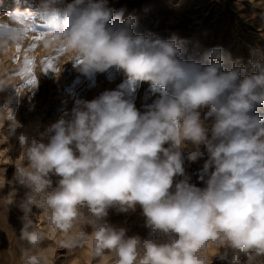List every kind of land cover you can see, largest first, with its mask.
Instances as JSON below:
<instances>
[{
	"label": "clouds",
	"instance_id": "9594fccd",
	"mask_svg": "<svg viewBox=\"0 0 264 264\" xmlns=\"http://www.w3.org/2000/svg\"><path fill=\"white\" fill-rule=\"evenodd\" d=\"M113 11L108 0H38L29 11L48 25L45 46L65 48L83 75L114 68L126 82L77 101L47 129L46 143L33 131L17 136L24 160L11 182L24 189L23 264H48L37 251L48 235L33 226L34 207L64 234L61 247L88 245L112 264H212L211 248L225 250L220 261L231 253V264L241 256L243 264H264V117L253 114L264 105V50L251 49L250 74L236 62L224 68L220 47L207 62L185 60L175 37L137 34L134 17L110 24ZM26 36L25 28L0 35V52ZM142 83L159 92L143 113L127 98ZM189 144V161L207 155L204 187L186 176ZM138 206L144 238L108 221L110 209ZM84 225L91 232L71 235Z\"/></svg>",
	"mask_w": 264,
	"mask_h": 264
},
{
	"label": "rangeland",
	"instance_id": "374dc122",
	"mask_svg": "<svg viewBox=\"0 0 264 264\" xmlns=\"http://www.w3.org/2000/svg\"><path fill=\"white\" fill-rule=\"evenodd\" d=\"M70 2V0H66ZM38 0H0V35L18 28H25L27 36L23 41L10 44L6 52H0V82L8 86L0 91V264H23L22 249L29 246L19 238L24 212L20 201L24 189L14 185V165L24 160L17 136L21 131L32 132L40 142H47V129L61 116L70 114L79 100H91L106 90H116L126 77L116 69L93 76H85L74 67L73 55L60 46H45L48 25L35 11ZM113 9L110 24H120L129 17L136 23L133 31L137 34H155L162 39H177L181 49L180 58L203 61L207 53L215 47L224 51V68L233 62L243 64L245 72L255 69L248 63L250 51L264 50V0H108ZM43 34L39 41L34 36ZM36 44L35 49L32 45ZM19 46V49H18ZM63 48L64 51H60ZM33 60L32 75L36 85H27L31 77L25 73V57ZM51 60L58 71L44 72L43 68ZM129 97L140 112H146L159 97V92L148 83L132 85ZM207 112V109L202 111ZM264 117V105H257L254 113ZM17 122L24 126H17ZM13 128L16 135H13ZM191 144L183 150L184 167L189 181L204 187L202 176L205 154L195 162L187 159ZM203 152V146H201ZM182 177H177V180ZM33 226L46 233L38 254L44 256L48 264H112L111 257H94L88 245L73 248L61 247L66 239L63 233L51 230L43 210L34 207L30 214ZM108 221L128 229V235L147 234L145 220L139 206L135 211L117 214L109 210ZM91 232L87 225L72 232ZM224 249L211 248L208 255L212 264H231L218 257ZM245 257L241 256L243 264Z\"/></svg>",
	"mask_w": 264,
	"mask_h": 264
},
{
	"label": "snow or ice",
	"instance_id": "6c2138e0",
	"mask_svg": "<svg viewBox=\"0 0 264 264\" xmlns=\"http://www.w3.org/2000/svg\"><path fill=\"white\" fill-rule=\"evenodd\" d=\"M27 18L28 19H32L33 18L32 13H29ZM42 38H43V34L34 36V40H36V41H39ZM35 47H36V44H33L32 48L35 49ZM18 49H19V46H18ZM60 51H64V49L61 48ZM24 63L26 65L25 73L31 77L30 79H27V85H29V86L36 85L37 78L34 75L31 74L32 73L31 65L33 64V60L29 59L26 56L25 60H24ZM43 71L44 72H47V71L55 72V71H58V69L54 68L52 61L49 59L45 63Z\"/></svg>",
	"mask_w": 264,
	"mask_h": 264
}]
</instances>
